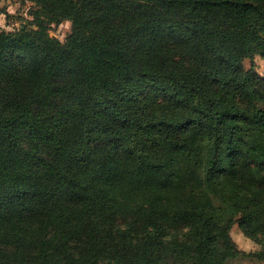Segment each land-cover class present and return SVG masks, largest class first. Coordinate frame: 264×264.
<instances>
[{"label": "trees", "instance_id": "obj_1", "mask_svg": "<svg viewBox=\"0 0 264 264\" xmlns=\"http://www.w3.org/2000/svg\"><path fill=\"white\" fill-rule=\"evenodd\" d=\"M21 1L32 28H0V264L263 263L264 0Z\"/></svg>", "mask_w": 264, "mask_h": 264}, {"label": "rangeland", "instance_id": "obj_2", "mask_svg": "<svg viewBox=\"0 0 264 264\" xmlns=\"http://www.w3.org/2000/svg\"><path fill=\"white\" fill-rule=\"evenodd\" d=\"M11 2L15 3L14 8L16 11L14 13H8L9 18H4V21H0V28L6 31H14L18 29L21 25L26 26L27 28L31 29L32 25L30 21L32 20L31 10L32 4L25 2L23 3L21 0H11ZM70 32V23L68 21H63L59 24H50L49 26V35L51 37L57 38L60 42L65 40V37ZM245 68L250 67V61H244ZM253 67L254 70L260 75L264 77V58H260L256 56L253 60ZM230 235L232 240L236 243L237 247L240 250L251 252L258 250L259 245L254 241L246 238L240 229L237 226H234L231 231ZM236 264H264L259 262H254L247 259H242L237 261Z\"/></svg>", "mask_w": 264, "mask_h": 264}, {"label": "crops", "instance_id": "obj_3", "mask_svg": "<svg viewBox=\"0 0 264 264\" xmlns=\"http://www.w3.org/2000/svg\"><path fill=\"white\" fill-rule=\"evenodd\" d=\"M15 3L11 0H0V21L5 18V13H14L16 8H14Z\"/></svg>", "mask_w": 264, "mask_h": 264}]
</instances>
